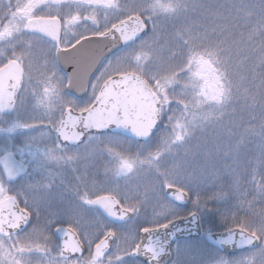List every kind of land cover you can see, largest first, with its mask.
Segmentation results:
<instances>
[{
	"label": "snow or ice",
	"instance_id": "obj_1",
	"mask_svg": "<svg viewBox=\"0 0 264 264\" xmlns=\"http://www.w3.org/2000/svg\"><path fill=\"white\" fill-rule=\"evenodd\" d=\"M198 9L0 0V264H264V0L220 5L215 25L192 19ZM109 36L73 91L58 55ZM257 104L258 126L251 116L241 131L237 107ZM225 135L229 183L177 163L207 159L200 149L218 152Z\"/></svg>",
	"mask_w": 264,
	"mask_h": 264
},
{
	"label": "trees",
	"instance_id": "obj_2",
	"mask_svg": "<svg viewBox=\"0 0 264 264\" xmlns=\"http://www.w3.org/2000/svg\"><path fill=\"white\" fill-rule=\"evenodd\" d=\"M4 2L6 3L7 0H4ZM197 3L199 4H203L206 6V10L204 9H198L195 13H193L192 15V19L200 22V23H205L208 25H215L217 23H224L223 20H217L215 18L214 13H216L217 11L221 12L222 16H227V12L226 11H221L219 9L220 5H225V6H229L233 3H239V0H196ZM13 3H15V0H13ZM213 6L211 9H208L207 6ZM205 17H208V19H205ZM113 23H115V21H112ZM91 22H89L90 24ZM109 27H111V25L109 24ZM103 30V29H101ZM245 31V39L247 37V30H242ZM235 39L239 40L240 36L239 34H237L235 36ZM257 43H259V40H257ZM55 52V49L53 50ZM251 53L246 49V46L244 44H240L239 45V49H236L234 47L233 49V60L236 64L240 65V75L242 76H249L250 79V74L248 73L247 69L251 67L253 60L249 59ZM58 75L64 76L62 74L61 71H58L57 73ZM65 85H66V79H65ZM259 81L257 80V83ZM247 86V85H246ZM251 116H255L256 117V121L255 123L259 124V120L262 116V113L260 111V107L259 104L256 105L255 110H249V109H243L241 110V108L238 106L237 107V112H236V116L234 117V119L236 120L237 123L241 124V128L240 130L243 131V129L245 127L248 126V120ZM3 134H0V137H2ZM238 139V137H237ZM235 139H229V137L227 135L222 137L221 143H220V147H219V151L217 152V149L209 144L207 147H202L200 149L201 153H211L207 159H205L204 155H200L197 156L195 158H193L192 156H189L186 160L184 161H177V163H181L183 166H186L188 168V171H192L193 169H198L199 167L203 166L204 164L207 163V165L209 166V168L215 172L218 173L220 179L217 181V183H229L230 182V178L228 177V168L227 165L231 164V160H227L224 158V152H226L228 150V147L230 145L235 144ZM196 141H193V145H195ZM259 145H260V140L258 137H249L247 140V143L244 145V151L249 155V156H255L258 155L259 153ZM132 153L136 152L135 148L131 149ZM106 161H102L100 163V165L102 164V167L104 165ZM99 179V178H98ZM153 180V177H148L145 176L144 177V183L149 184L151 183ZM121 186H123V182H121ZM127 190V189H125ZM215 189H211L208 191H205L202 193V195H211V191H214ZM252 197L249 196V199H251ZM21 206L23 207V204H21ZM257 208L260 207L259 204L256 205ZM156 212H159L160 209L157 208L155 209ZM148 212V218L151 219L152 215H153V208L150 206L147 209ZM161 223H163V221H161ZM141 227L143 226H147L146 224H141ZM90 231L95 232L94 228H91ZM182 243V241H181ZM87 249L85 248V253L84 255L87 256Z\"/></svg>",
	"mask_w": 264,
	"mask_h": 264
},
{
	"label": "water",
	"instance_id": "obj_3",
	"mask_svg": "<svg viewBox=\"0 0 264 264\" xmlns=\"http://www.w3.org/2000/svg\"><path fill=\"white\" fill-rule=\"evenodd\" d=\"M113 43L110 36L107 38L90 37V42L84 44L83 47L78 48L76 51L68 49L67 52L58 55L59 67L63 70L62 73L65 77L72 78L73 91H76L77 84L81 82L79 75L87 72L94 60L105 54L113 46ZM66 81L67 85L68 80L66 79Z\"/></svg>",
	"mask_w": 264,
	"mask_h": 264
},
{
	"label": "rangeland",
	"instance_id": "obj_4",
	"mask_svg": "<svg viewBox=\"0 0 264 264\" xmlns=\"http://www.w3.org/2000/svg\"><path fill=\"white\" fill-rule=\"evenodd\" d=\"M103 171H104V168L102 167V164H101L100 165V177H98L99 179H102L103 178Z\"/></svg>",
	"mask_w": 264,
	"mask_h": 264
}]
</instances>
